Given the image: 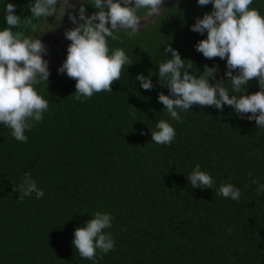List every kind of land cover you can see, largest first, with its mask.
Returning <instances> with one entry per match:
<instances>
[{"label":"trees","instance_id":"obj_1","mask_svg":"<svg viewBox=\"0 0 264 264\" xmlns=\"http://www.w3.org/2000/svg\"><path fill=\"white\" fill-rule=\"evenodd\" d=\"M9 2L21 17L14 33L33 38L48 23L31 16L27 5L34 0H0V30L8 27ZM83 3L86 14L97 11L91 0ZM250 7L264 16V0ZM211 9L197 0H167L135 37L117 29L120 39L108 38L109 49H123L133 64L125 65L112 92L83 102L74 99L75 80L57 72L70 42L54 51L48 81L34 85L49 108L25 131L27 142L0 124V264H93L71 241L74 229L98 211L111 215L105 231L115 245L107 254L97 250L96 264H264V193L258 196L252 183L264 184V129L227 105L222 111L193 105L180 112L178 122L157 99L160 92L168 94L157 84L159 64L171 58L165 43L185 64L193 62L194 75L205 64L218 65L216 78L226 79L225 60L206 59L195 50L206 33L190 30ZM138 73L152 74L151 90L135 81ZM225 87L231 90L230 82ZM245 88L248 94L259 90L256 80ZM160 119L175 129L170 145L151 142L150 130ZM197 164L212 176L213 190L191 187L186 177ZM25 173L43 190L42 198L33 193L19 200L13 186L19 187ZM221 183L239 188V201L216 196Z\"/></svg>","mask_w":264,"mask_h":264},{"label":"clouds","instance_id":"obj_2","mask_svg":"<svg viewBox=\"0 0 264 264\" xmlns=\"http://www.w3.org/2000/svg\"><path fill=\"white\" fill-rule=\"evenodd\" d=\"M252 3L253 0H197L199 6L211 4L212 9L196 17L190 26L193 32L206 33V38L194 45L195 50L206 59L225 60L226 79L216 78L218 65L205 64L203 71L198 70L200 74L194 75L191 72L193 62L188 60L190 62L185 64L186 59L181 58L177 50L170 44H163L164 52L171 53V58L159 64L157 84L166 87L168 94L160 92L157 99L173 120L180 122V112L190 110L193 105L221 111L227 105L239 118L247 114L249 121H255L257 128L264 129V16L250 7ZM89 4L97 11L86 14L85 3L80 0L77 14H68L75 26L63 33L70 43L66 58L57 69L58 73L75 80L74 99L80 102L94 93L112 92L111 86L120 80L125 65L133 64L123 49L110 51L108 38L119 40L115 34L117 29L129 30L128 37H135L142 20L145 22L160 15L164 0H91ZM75 7L70 0H34L27 5L33 18L56 17L59 9V21L66 9ZM15 9L13 3L5 5L8 27L0 30V124L11 129L17 141L27 142L25 131L41 122L49 108V100L38 94L34 85L47 82L50 72L49 62L43 58L47 49L42 41L13 32L12 29L21 24ZM141 9L147 10L143 18L137 14ZM151 75L145 77L138 73L135 81L144 90H151ZM251 80L257 81L259 90L248 94L245 86ZM225 82H230L231 90L225 87ZM150 131L151 142L160 145H170L176 135L174 127L164 119L158 120L155 129ZM248 175L251 177L252 173ZM186 178L192 188H214L212 176L202 171L198 164ZM252 183L257 184L258 196L264 193V184L256 179H252ZM13 191L20 193L19 200L33 193L37 199L44 196L31 173H25L19 187L13 186ZM214 194L233 201H239L241 196L240 189L231 183H221ZM111 221L110 214L98 211L85 226L74 229L71 243L81 258L96 264L97 250L107 254L114 249L115 241L111 233L105 231L111 228ZM227 231L230 234L232 229Z\"/></svg>","mask_w":264,"mask_h":264},{"label":"water","instance_id":"obj_3","mask_svg":"<svg viewBox=\"0 0 264 264\" xmlns=\"http://www.w3.org/2000/svg\"><path fill=\"white\" fill-rule=\"evenodd\" d=\"M167 0H164L163 8ZM70 3L74 4L75 8H69L65 10V14L62 19L59 21V9L57 12L56 17H51L47 20L46 26H44L38 34L35 36L42 41L47 49V53L44 54V59L47 60L48 66L53 64V60L51 55L54 53L55 50L59 49L63 43L66 41L63 33L66 29H71L75 25L68 19V14L71 13L72 15L77 14V9L79 8L80 0H70ZM163 10V9H162ZM162 12V11H161ZM144 16H142L143 18ZM158 17V16H156ZM156 17L148 18L145 22L142 20L140 22L141 27L150 24L153 22ZM98 23V21H96ZM59 26V27H58ZM43 32V33H42ZM34 37V38H35Z\"/></svg>","mask_w":264,"mask_h":264},{"label":"bare ground","instance_id":"obj_4","mask_svg":"<svg viewBox=\"0 0 264 264\" xmlns=\"http://www.w3.org/2000/svg\"><path fill=\"white\" fill-rule=\"evenodd\" d=\"M52 60H53V59H52ZM54 64H55V61L53 60V64H52V65H50V66H48V68H49V67H52Z\"/></svg>","mask_w":264,"mask_h":264}]
</instances>
